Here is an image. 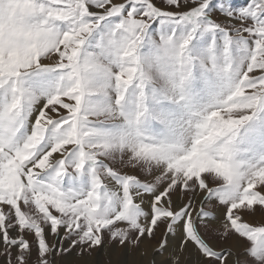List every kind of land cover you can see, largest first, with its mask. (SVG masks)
Wrapping results in <instances>:
<instances>
[{"label":"snow or ice","instance_id":"1","mask_svg":"<svg viewBox=\"0 0 264 264\" xmlns=\"http://www.w3.org/2000/svg\"><path fill=\"white\" fill-rule=\"evenodd\" d=\"M161 224L149 264H264V0H0L2 264Z\"/></svg>","mask_w":264,"mask_h":264},{"label":"bare ground","instance_id":"2","mask_svg":"<svg viewBox=\"0 0 264 264\" xmlns=\"http://www.w3.org/2000/svg\"><path fill=\"white\" fill-rule=\"evenodd\" d=\"M148 202H149V198L146 197L145 206H147ZM177 203H179V200H177ZM261 218H262V214L260 213L256 214L255 217H252V219H256V220H260ZM156 239L157 238L146 240L143 244L140 245L139 248L124 247L112 243L111 245H105L104 251H106V254L102 255V253H100V256L97 261H95L93 256L90 255V256L81 257L79 259H73L74 257L72 256L73 258L70 257L69 262L76 260L81 264H149V261L152 259L151 249L156 245L155 244ZM172 243L175 244L176 241L173 240ZM242 243L244 245H247L245 241ZM242 248L244 247H238L235 249V251L240 250ZM145 249L148 250L147 256L142 255V251ZM101 258L104 259L101 260ZM156 259L160 260L162 259V257H157ZM187 259L189 261V264H197L198 257L195 250H190Z\"/></svg>","mask_w":264,"mask_h":264},{"label":"rangeland","instance_id":"3","mask_svg":"<svg viewBox=\"0 0 264 264\" xmlns=\"http://www.w3.org/2000/svg\"><path fill=\"white\" fill-rule=\"evenodd\" d=\"M226 2L230 3L234 8H240V7L246 6L249 3V0H226ZM213 18L217 19L218 21H222V19H223L220 16L219 12H215ZM122 170L128 174H135V175L139 176L142 180L150 179V177H148L145 173L141 172L139 169L133 170L131 168L125 167ZM255 210H256V214H259V213L261 214V208L259 205L255 206ZM254 220H256V219H254ZM256 221L258 222L259 220H256ZM163 233H164V225L161 224L159 226L158 231L156 232L155 237H154V238H157L155 240V242H156L155 244H157L159 242ZM28 238H29L30 243H32L33 247H35V237L29 236ZM57 239L58 238L52 237V236L48 237V240L50 243L55 242ZM70 243H71L70 240L65 241L63 243V247L65 249H68V250L63 252V253L56 255V264H81L80 262H77L76 260L69 262V258L72 256L74 257V258L72 257L73 259H79L81 257L92 255L94 260L97 261L99 256H100V253H102V255L106 254V251H104L105 245H111L112 243L118 244L117 242H110L109 241V235L107 233L104 234L103 246L96 247L94 249H88L87 251H85L83 253H81V249L79 247L70 248L69 247ZM246 243L248 244V242H246ZM0 248H2V245H0ZM235 253L237 254V256L244 257L245 256V248H242L240 250H236ZM103 259L104 258H101V260H103ZM3 260H4V257L2 255H0V264H2ZM249 264H251V261H249Z\"/></svg>","mask_w":264,"mask_h":264}]
</instances>
